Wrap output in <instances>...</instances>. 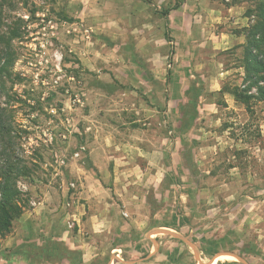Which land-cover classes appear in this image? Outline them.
Instances as JSON below:
<instances>
[{
	"label": "rangeland",
	"instance_id": "rangeland-1",
	"mask_svg": "<svg viewBox=\"0 0 264 264\" xmlns=\"http://www.w3.org/2000/svg\"><path fill=\"white\" fill-rule=\"evenodd\" d=\"M263 3L0 0V162L21 166L25 211L63 184L69 208L88 202L78 168L118 200L117 170L136 167L152 175L136 184L144 220L93 240L87 264H264V101L234 94H258L246 47ZM20 218L0 264H84L43 241L7 246Z\"/></svg>",
	"mask_w": 264,
	"mask_h": 264
},
{
	"label": "crops",
	"instance_id": "crops-1",
	"mask_svg": "<svg viewBox=\"0 0 264 264\" xmlns=\"http://www.w3.org/2000/svg\"><path fill=\"white\" fill-rule=\"evenodd\" d=\"M230 40L236 43L234 37H231ZM115 158L117 157L115 156ZM122 158H125V156ZM118 170L116 172L118 176L116 179L118 181L116 190L119 189V194L122 196L118 200L103 198L105 196L104 192L108 188L99 177H94L91 171L85 168L72 170L69 173L70 178L79 177L82 187L77 198L89 197L88 202L84 204L80 203V201L79 203L74 202L75 197L70 195L66 185L63 184L61 195L59 193L56 195L55 191L52 190V195L49 192L46 193L44 202H40L39 205L35 202L36 207L25 211L20 218L19 230L17 233H13L15 235L5 242L6 245H14L16 247L27 242L43 241L45 242V246L51 245L50 249L45 250L44 254L51 253L53 256L62 254V252H59V247H63L64 250L68 249L69 251L74 249L77 252L81 251L79 261L83 258L84 264H87L90 255H98V248L93 247V240L104 238L107 235V231L117 233L119 225L122 226L121 229H126V223L130 224V222L134 223V221L141 223L140 221L144 220L145 217L146 212L143 213L142 208L144 206L141 203L143 199L136 194V191L142 188L141 186H136V184L145 185L144 181L151 178L152 175L150 173H143V176H140L138 179L136 177L138 173L136 167L122 166ZM94 185L96 186V192H90L88 187ZM134 197L139 198L140 201H136ZM68 198H73V207L69 208L67 206L66 201ZM123 213L137 219L129 221V219H125L122 216ZM136 213L140 216H135ZM73 219H76L78 225H80L81 229L79 233L74 231L73 233L72 229H69L71 224L75 225ZM83 228L88 235L85 233V236L83 235ZM77 241L81 245L77 244Z\"/></svg>",
	"mask_w": 264,
	"mask_h": 264
},
{
	"label": "trees",
	"instance_id": "trees-1",
	"mask_svg": "<svg viewBox=\"0 0 264 264\" xmlns=\"http://www.w3.org/2000/svg\"><path fill=\"white\" fill-rule=\"evenodd\" d=\"M165 11L168 16L170 11ZM259 22L253 27L252 33L246 47V66L249 73L248 79L251 81L249 88L258 85V94H250L249 89L234 88V94L249 104L254 98L264 101V85L260 81L264 80V55L261 48L264 45V3L260 6ZM5 68L1 67L0 72ZM4 113L0 106V133L5 128ZM22 174V168L16 159L10 155L5 162H0V240L12 232L14 222L20 218L26 209L25 200L22 192L18 188L17 180Z\"/></svg>",
	"mask_w": 264,
	"mask_h": 264
},
{
	"label": "water",
	"instance_id": "water-1",
	"mask_svg": "<svg viewBox=\"0 0 264 264\" xmlns=\"http://www.w3.org/2000/svg\"><path fill=\"white\" fill-rule=\"evenodd\" d=\"M162 233V232H165V233H169V234H174V233H172L171 231H169V230H166V231H157V233ZM239 259H242L240 256H238V255H236ZM215 260L216 259H213L212 261H211V264H214V262H215Z\"/></svg>",
	"mask_w": 264,
	"mask_h": 264
}]
</instances>
